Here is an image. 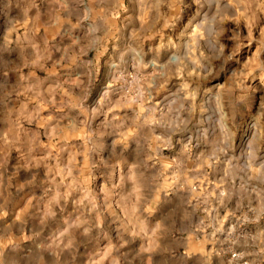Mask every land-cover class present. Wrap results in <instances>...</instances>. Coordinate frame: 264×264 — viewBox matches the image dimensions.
I'll list each match as a JSON object with an SVG mask.
<instances>
[{
  "label": "rangeland",
  "instance_id": "obj_1",
  "mask_svg": "<svg viewBox=\"0 0 264 264\" xmlns=\"http://www.w3.org/2000/svg\"><path fill=\"white\" fill-rule=\"evenodd\" d=\"M0 264H264V0H0Z\"/></svg>",
  "mask_w": 264,
  "mask_h": 264
},
{
  "label": "bare ground",
  "instance_id": "obj_2",
  "mask_svg": "<svg viewBox=\"0 0 264 264\" xmlns=\"http://www.w3.org/2000/svg\"><path fill=\"white\" fill-rule=\"evenodd\" d=\"M36 160V159H35ZM23 161V160H22ZM44 161V160H43ZM45 170V169H44ZM52 171V170H51ZM51 193V192H50ZM7 259V258H6Z\"/></svg>",
  "mask_w": 264,
  "mask_h": 264
}]
</instances>
